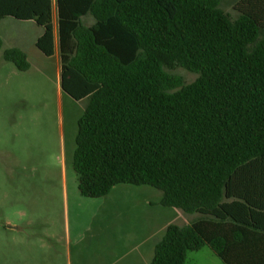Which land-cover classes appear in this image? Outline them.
<instances>
[{"label":"trees","instance_id":"obj_1","mask_svg":"<svg viewBox=\"0 0 264 264\" xmlns=\"http://www.w3.org/2000/svg\"><path fill=\"white\" fill-rule=\"evenodd\" d=\"M223 1L56 0L61 89L86 102L81 196L147 185L163 207L199 215L170 225L150 264H186L205 247L225 264H264V0H240L235 19ZM7 18L34 21L37 49L54 56V0H0ZM3 58L31 67L19 48ZM178 68L198 77L186 84Z\"/></svg>","mask_w":264,"mask_h":264},{"label":"rangeland","instance_id":"obj_2","mask_svg":"<svg viewBox=\"0 0 264 264\" xmlns=\"http://www.w3.org/2000/svg\"><path fill=\"white\" fill-rule=\"evenodd\" d=\"M239 1L224 0L221 8L235 19ZM57 19L54 0L56 28ZM40 32L14 18L0 25V264H146L143 255L153 258L152 244L170 225L186 226L196 215L163 207L162 192L147 185L81 196L73 157L86 102L62 92L59 56L37 49ZM17 45L29 56L27 71L3 58ZM169 72L186 84L198 77L183 68ZM186 264L225 263L205 247L189 252Z\"/></svg>","mask_w":264,"mask_h":264},{"label":"crops","instance_id":"obj_3","mask_svg":"<svg viewBox=\"0 0 264 264\" xmlns=\"http://www.w3.org/2000/svg\"><path fill=\"white\" fill-rule=\"evenodd\" d=\"M7 19H10V18H7ZM7 19H5V20H7ZM5 20H3V21H5ZM85 20H86V17L83 19V22H84V24L86 25V23H85ZM3 21H1L0 22V25H1V23L3 22ZM28 22H34V21H28ZM35 23V22H34ZM94 23V22H93ZM92 23V24H93ZM36 24V23H35ZM91 24V25H92ZM55 25V24H54ZM42 33H43V29L41 28V32L39 33V36H38V38L42 35ZM0 38L3 40V48H4V46H5V40L3 39V37L0 35ZM38 38L35 40V46H36V42H37V40H38ZM10 48H19V49H21V50H23L25 53H26V51L24 50V48H22L21 46H19V45H17V46H14V47H10ZM7 49H9V48H7ZM6 50V49H5ZM27 54V53H26ZM56 55H58L59 57V62H60V66H61V56H60V44H59V34H58V25H57V28H56V26H55V54H54V56H56ZM27 56H28V54H27ZM28 60H29V56H28ZM29 62H30V60H29ZM257 192H255V197H258L259 199H262V201H260L261 203H263V200H264V197H261L260 198V195H259V193H257ZM258 213H264V212H262V211H260V210H258ZM196 216L192 219V221H190L187 225H189L190 223H192L193 221H195V220H197L198 218H199V215H197V214H195ZM261 216H264V215H262L261 214ZM82 238H86V236L85 235H80L79 236V242H81L83 239ZM161 240V239H160ZM160 240H158V241H156V242H154L153 244H152V247H154V246H156V244L160 241ZM155 249V248H154ZM151 254H148L147 255V253L146 254H144L143 255V257H144V259H143V262L144 263H146V264H150L151 263V259H153V258H150V257H152V256H150ZM32 259H34V260H32V261H34L35 262V258L33 257Z\"/></svg>","mask_w":264,"mask_h":264}]
</instances>
